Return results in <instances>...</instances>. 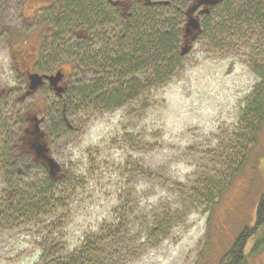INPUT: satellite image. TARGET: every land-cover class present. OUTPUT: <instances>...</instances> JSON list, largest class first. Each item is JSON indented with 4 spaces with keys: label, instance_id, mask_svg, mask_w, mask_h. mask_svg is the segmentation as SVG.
I'll use <instances>...</instances> for the list:
<instances>
[{
    "label": "rangeland",
    "instance_id": "1",
    "mask_svg": "<svg viewBox=\"0 0 264 264\" xmlns=\"http://www.w3.org/2000/svg\"><path fill=\"white\" fill-rule=\"evenodd\" d=\"M247 1L223 0L212 9L207 23L213 32L198 35L165 80L163 72L137 70L141 82L154 76L160 83L124 105L104 109L92 99H66L69 127L60 129L51 119L61 106L55 92L39 88L22 97L24 78L7 39L48 24L61 8L49 5L24 18L37 0H0V155L24 126L18 117L30 111L39 118L42 105L47 122L40 128L50 133V154L63 174L47 205L25 214L3 210L0 264H44L74 251L87 252L94 264H219L240 232L253 226L264 194V123L250 142L251 127L242 119L264 73V22L248 17L246 24H229L226 16L230 5L235 13ZM160 16L166 27L181 19L170 7H161ZM116 33L110 24L90 29L87 40L76 41L81 50H72L75 63H67L63 35L60 42L50 38L47 46L60 47L58 61L33 67L64 66L69 88L118 84L100 62L93 66L83 57L106 46L115 52ZM19 173V184H42L40 169ZM6 179L0 163V207ZM257 237L264 234L249 237L246 252ZM247 261L264 264V247Z\"/></svg>",
    "mask_w": 264,
    "mask_h": 264
},
{
    "label": "trees",
    "instance_id": "2",
    "mask_svg": "<svg viewBox=\"0 0 264 264\" xmlns=\"http://www.w3.org/2000/svg\"><path fill=\"white\" fill-rule=\"evenodd\" d=\"M67 1L71 9L67 8V11L63 9L61 15L66 14L67 16L68 13L71 14L70 21L72 22H69L68 25L75 24L76 21H82V25H88L90 29H97L106 24L117 28V44H120V46L117 47L115 52H111L106 46L94 52V55L91 54L92 52H86L83 57H86V62L93 66L100 62L99 64L102 66L100 68L109 69L110 73L118 78L119 83L108 84L107 82L96 81L91 86L88 84L84 87L79 84L77 86L74 85L66 91L63 96L64 101L73 100V98H81L84 101L92 99L104 109L112 106L120 107L129 100L135 99L142 88L156 86L157 83H160L159 78L154 76H151L148 80L143 79V82H141L135 77L137 70L142 72L149 69L152 73L154 72L155 76L163 72L162 80L169 77L173 64L180 57L178 48L181 42L180 30L184 21V10L192 0H134L126 10L124 18H120L115 14V17H112V14L105 11L103 6L95 2L86 0ZM163 2H166V4ZM161 7L174 9V13H177L181 19L183 17L182 22L179 19L177 22L167 26L169 28L166 29L164 21H157V19L161 18ZM232 7L233 4L226 10L229 13V15H226L228 16L227 23L229 22V24H246V20L249 21L252 18L256 22H264V0H249L247 5L242 4L240 8L236 9L235 13L233 10L229 12ZM208 15H204L201 18L200 36L213 32V29L207 23ZM64 19H66L65 16ZM218 30L219 27L217 25L215 32ZM1 32H3L2 28H0ZM111 33H114V28L111 29ZM33 34L30 33V36H33ZM28 36L29 34L26 32L10 34L7 42L12 48V52L15 53L23 48H28V42H30L28 41ZM32 47L35 46L32 45ZM77 50L80 51L79 48ZM21 65L26 68L34 66V64L27 63ZM14 68L17 69V64H14ZM111 85H114V87ZM23 114L18 117L17 123H24ZM53 114L54 116L51 119L55 120V125L58 128L60 127V129H66L67 126L62 119L60 109H54ZM242 119L251 127L248 141L255 142L257 131L264 123V73L261 75L260 84L246 99ZM2 129L1 127L0 134ZM23 129L24 126L20 125L19 132L15 133L14 136L13 134L10 135L11 139L3 145L0 155V163H2V168L8 177L6 181L9 184L4 195V203L0 207V215L6 208H12L17 213L25 214L34 212L42 205H47L53 200L54 186L63 178L61 172L57 178L50 179L46 169L39 163L34 162L27 145L21 140L24 136ZM49 134L48 132V136ZM242 159L241 163L245 158ZM29 168H37L43 172L41 185L37 186L35 183L28 187L27 185L19 184L17 180L20 169L27 170ZM241 168L240 166L239 171ZM262 234H264V194L256 205L253 226L240 232L234 239L231 248L222 256L219 264H249L247 261L248 256L251 254L256 255L264 247H261L264 244V238L257 237L252 249L248 252L245 251L247 240L252 235ZM93 261L94 258H91L87 252L74 251L66 256L48 260L44 264H94Z\"/></svg>",
    "mask_w": 264,
    "mask_h": 264
},
{
    "label": "flooded vegetation",
    "instance_id": "3",
    "mask_svg": "<svg viewBox=\"0 0 264 264\" xmlns=\"http://www.w3.org/2000/svg\"><path fill=\"white\" fill-rule=\"evenodd\" d=\"M24 1V0H23ZM38 2L35 4L34 8H31L24 14V18L29 17L32 18L35 16V11H39L40 9H49V5H55V7H60L61 11L59 14H54L50 22L46 25H38L37 29H32L30 31H23L29 34L28 36V48H23L21 51H16L15 53L12 52V48L10 47L11 51V57L15 64H17V70L20 74L23 75L24 78V85L25 90L28 86V80L27 75L28 73L37 72L40 75L44 76H51L55 75L58 71L62 75L61 80L58 81L54 86H50L49 81L44 80L43 85L40 88H44L46 90H51L55 92V95L57 97H63V95L66 93V91L69 88V79H67L68 75L66 68L64 66H56L53 70L50 68L48 70L42 71V70H35L31 67H24L21 64L27 63V64H45V65H51L52 63H55L58 61L59 53H60V47H57L56 44L53 45L54 47L51 48L49 45H46V41L50 38L57 39L58 42L59 39L63 35V39L65 44H68L69 49L67 50L68 58L70 59L68 62L67 60H64L67 63H75L74 58L76 56L72 52V50H77L78 48L81 50L80 42H76L79 40H87L88 32H90V27L87 25H82V21H76L75 24L68 25L71 20V14L68 13V15H61L62 10L64 9L67 11L69 8V2L67 0H55L54 2H48V0H37ZM90 2H95L96 4H100L104 7L105 11L112 14V17L118 16L124 18L126 15V10L128 7L131 6L134 0H86ZM72 2V0H71ZM22 9H24L23 4L21 6ZM71 11V10H69ZM115 14V15H114ZM64 16L66 19H64ZM38 19V18H37ZM39 20V19H38ZM85 26V28H83ZM22 33V32H21ZM30 33H34L33 36H30ZM123 36V35H122ZM32 43V44H31ZM80 43V44H79ZM88 43V42H87ZM34 45L35 47H32ZM82 45V44H81ZM86 45V44H85ZM57 47V48H55ZM87 49V48H86ZM74 57V58H73ZM64 62V63H65ZM58 63H61L60 61ZM63 63V62H62ZM20 66V68H18ZM45 70V69H44ZM45 72V73H44ZM61 87L62 92L57 94V91L55 89ZM60 98V99H61ZM60 111L62 114V119H64V111H65V101L61 99V106ZM36 113L39 114V118L41 119L40 125L44 123L45 117H44V111L42 110V105H38V109L36 110ZM30 123L33 125V119L29 120Z\"/></svg>",
    "mask_w": 264,
    "mask_h": 264
},
{
    "label": "water",
    "instance_id": "4",
    "mask_svg": "<svg viewBox=\"0 0 264 264\" xmlns=\"http://www.w3.org/2000/svg\"><path fill=\"white\" fill-rule=\"evenodd\" d=\"M220 1L221 0H192L187 6L184 11V24L181 28L182 43L179 49L180 55H184L190 50L192 42H194L198 34L201 32L199 22L200 16L208 15L210 10ZM163 3L166 4V2ZM61 77L62 75L59 71L51 76L28 73V87L22 97L35 92L43 85L44 80L49 81L50 86H54L61 80ZM55 91H57V94L61 93L62 88L59 87L55 89ZM40 121V119L33 118L34 124L32 125L31 131L28 132V129L24 131L29 134V137L27 136V138L22 141L27 145L29 152L33 156L34 162L39 163L46 169L50 179H55L59 175L61 167L50 154L45 133L38 128Z\"/></svg>",
    "mask_w": 264,
    "mask_h": 264
}]
</instances>
